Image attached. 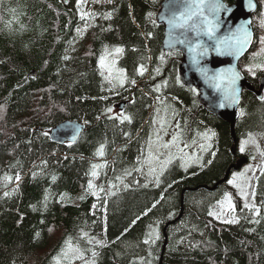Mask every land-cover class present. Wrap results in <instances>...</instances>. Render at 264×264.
<instances>
[{
  "label": "trees",
  "instance_id": "trees-1",
  "mask_svg": "<svg viewBox=\"0 0 264 264\" xmlns=\"http://www.w3.org/2000/svg\"><path fill=\"white\" fill-rule=\"evenodd\" d=\"M162 1L0 0V264H264V169L255 186L259 215L241 208L232 224L209 218L227 189L237 141L264 134V94L243 91L235 141L230 125L182 84V54L162 50ZM257 41L256 33L240 61L261 67L254 75L243 68L252 80L264 75L261 55L249 59ZM113 54L122 85L99 63ZM126 98L130 120L110 116L111 104ZM158 105L173 120V155L150 174L144 144ZM65 119L86 122V130L75 143L52 142L45 133ZM212 131L201 165L175 159L181 135L201 151L196 135L205 143ZM102 157L108 165L95 179ZM108 159L122 161L119 174L128 178L119 203L110 193L108 200ZM92 178L98 192L88 187Z\"/></svg>",
  "mask_w": 264,
  "mask_h": 264
},
{
  "label": "water",
  "instance_id": "water-1",
  "mask_svg": "<svg viewBox=\"0 0 264 264\" xmlns=\"http://www.w3.org/2000/svg\"><path fill=\"white\" fill-rule=\"evenodd\" d=\"M181 3L182 0H163L160 4L157 21L164 28L162 50L181 52L182 61L179 65V75L183 85L194 87L199 92V103L209 113L230 125L232 136L236 141L237 110L243 89L247 87L258 98L263 97L264 76L259 80V89L255 90L239 67L240 60L250 51L255 39L252 16L258 9V2L257 0H233L232 4L227 5L223 0H205V15L209 19L215 20L219 25L215 37L211 40L207 35L197 36L194 32H186L181 35L183 30H170L167 16L170 15L171 11L178 10ZM213 4H221L223 8L219 12H214L211 7ZM162 16L165 18L161 19ZM245 31L250 33L249 42L243 46L239 53H236V40L242 39ZM177 39H187L191 43H177ZM197 42H199L200 47L195 48V51H190V47H195ZM218 42H222L220 43V52L216 50ZM205 49H207L206 52ZM202 52L203 55H201ZM232 73L238 75V79L233 85L236 89L235 100L227 98V77ZM220 75H223L225 79H214ZM217 83L220 85L219 88L215 86ZM120 107L122 108L123 104ZM84 128L85 124L65 121L51 129L50 137L58 143L75 142ZM245 163L246 158H239L233 167L237 170ZM229 172L222 182L228 180Z\"/></svg>",
  "mask_w": 264,
  "mask_h": 264
},
{
  "label": "rangeland",
  "instance_id": "rangeland-1",
  "mask_svg": "<svg viewBox=\"0 0 264 264\" xmlns=\"http://www.w3.org/2000/svg\"><path fill=\"white\" fill-rule=\"evenodd\" d=\"M97 1H100V0H97ZM259 1H260L259 11L257 15L255 14L253 16L254 25L256 26V33L258 36V41H257V46L251 52L249 59L253 60L257 55H261L260 56V60L262 61L261 65H263V68H264V43H261L262 38H264V0H259ZM92 7L93 6L91 5L88 6V8L91 10H92ZM119 54L120 53H118V55ZM114 57H115V54H113L110 58H109V55L105 56L106 67L102 68V70L104 73V77L105 78L107 77L106 79H108L110 82H120L119 80L123 79V71L122 69L118 67L116 62L114 65H112V61H115ZM109 66H111L112 68L111 76H109V73H108ZM240 68H244L247 74L250 73L254 75L255 73L258 72V70L261 67L254 62H242L240 63ZM248 68L250 69L248 70ZM126 99H130V98H126ZM122 101L123 100L119 102L114 101L115 103L111 104L109 108L111 109V111H109L110 116H113V115L121 116L119 114V111L115 108V104H119ZM153 109L157 111L155 112L152 118L154 128L151 129V135H150L151 143H148L147 141H145V144H144L145 148H148L149 146L147 152H151L149 155L148 161H147V166L149 168L150 174L154 173L155 167H159L161 171H164L167 168L168 164H170V160L168 159H170L173 155V150L171 149L173 140L171 136L175 134V130L172 127L173 120H168L167 118H164V113H163V110L160 109V105L156 106L155 108L153 107ZM167 130H172V131L168 132ZM212 132H209L208 137L212 138ZM183 137L184 136L181 135L179 139V142L181 145L175 147V151L178 153L175 159H180L183 167L184 166L193 167V166L201 165L206 159L210 151V148H211V143L209 141V138H207L206 142L204 143L202 132L196 135L198 145L199 147H201V151L197 152L195 146H191L188 148L186 147L185 140ZM216 137H217V134H216ZM239 140H241V142H239V145H237L238 152L239 153L248 152L251 156V160L248 163L243 164V166L239 170L234 171L231 174L229 181H233V183L230 184L228 181L227 189L224 192V196L210 207L209 213H214V215H209V218L211 221H215V222L222 223V224H232V223H226L225 221L232 220L233 218L235 220L238 219L236 212H237V207L240 204H242L243 209H246L244 208L245 203H248L251 205L255 204L254 197L251 195V193L254 192L257 178L259 174L261 173V171L264 169V134L254 132L253 134H249L246 139H244L243 137V138H239ZM152 142H154V144ZM242 145H243V151L241 150ZM159 147L165 150L163 155H160V156L157 153L159 152ZM181 149L187 151V153L179 154V151ZM102 158L103 159L98 162L99 163L98 165L100 167L93 169V171L96 172V175L94 176L95 179H97L101 175L99 172V168H101L102 170H105V167L108 165L107 159H105L104 157ZM164 159H167V160L164 161ZM115 163L117 165L114 171ZM122 164H123L122 161H119L116 159L109 161L110 167L113 168L112 171L110 170L111 178L113 179H110L108 182V200H109V193H110L111 201L113 203H119L120 200L129 193L128 192L129 186L127 185L128 178H124L123 176L119 174ZM133 175L134 174L132 173V176ZM141 181L143 182V184H146L148 180L142 178ZM157 181L159 184L160 177L157 178ZM91 183L93 185L92 189L98 192V190H96V180L92 178ZM242 190L246 191L249 194L247 199H245L244 197L240 195V192ZM226 193L229 194L230 196L231 202L234 205V210L228 207V201L225 200ZM108 205H109V201H108ZM108 218H109V213L106 212L107 220H105L102 225H109L107 223ZM89 242L93 243V241H90V240Z\"/></svg>",
  "mask_w": 264,
  "mask_h": 264
},
{
  "label": "snow or ice",
  "instance_id": "snow-or-ice-1",
  "mask_svg": "<svg viewBox=\"0 0 264 264\" xmlns=\"http://www.w3.org/2000/svg\"><path fill=\"white\" fill-rule=\"evenodd\" d=\"M82 0H78V3H81ZM212 10L214 12H219L222 8L223 5L221 4H213L212 6ZM151 15V13L149 14ZM165 17H161V19H164ZM167 23L170 26V30L172 29H180L183 30L181 32V35H184L186 32H194L197 36L200 35H207L209 37V39H213L215 37V32L218 28V24L215 22V20L209 19L206 15H205V0H182V3L179 7L178 10H173L171 11L170 15L167 16ZM250 39V33H248L247 31L244 32V36L242 39H237L236 40V47H235V51L236 53H239L240 50H242L243 46L245 44H247L249 42ZM177 43H191L190 41H187V39H177L176 40ZM220 43L222 42H218L216 44V50L217 52H220ZM261 43H264V38H262ZM200 47L199 42H197V44L195 45V47H190V51H195V48ZM123 49L121 48H117L115 49V52L120 53L122 52ZM205 52L207 51V49L204 50ZM204 53L202 52L201 55H203ZM224 54V53H221ZM230 54V53H229ZM161 60H163V56H161ZM100 66L102 68H105V56H101L100 57ZM115 64V61H112V65ZM143 66H141L140 68V74H143ZM157 71H159L157 69ZM229 72H231V70H229ZM108 73L109 76H111L112 74V68L111 66L108 67ZM103 75V73H102ZM107 78V77H106ZM214 79L217 80H223L225 79V77L223 75L214 77ZM236 79H238V75L235 73H232L230 76L227 77L228 80V94H227V98L235 100V92L236 89L233 87V85H235ZM123 79L120 80V83L123 84ZM177 82L179 83V78H177ZM132 83H135V81H132ZM217 88L220 87L219 83H217L215 85ZM157 90H159V88H157ZM193 92H195V89H192ZM223 106V105H221ZM108 111H111V109H108ZM124 120H129L130 118L127 116L123 117ZM45 135H47V133H45ZM212 135H215V133H213ZM210 139V137H208ZM73 139H75V137H73ZM173 139L175 140L176 138L173 137ZM203 147V145H202ZM241 150L243 151V145L241 147ZM99 155H103V146H101V149L98 151ZM100 167L99 165H93V169ZM93 176L96 175V172L93 171L92 173ZM18 178V177H17ZM229 183H233V181H229ZM89 189L93 188V185L91 183V181L89 182L88 185ZM93 195H96L95 192L92 193ZM7 195V193H6ZM240 195L242 197H244L245 199H247L248 197V193L246 191H241ZM251 195L254 197L255 196V192H252ZM225 200L228 201V207L232 210H234V205L231 202L230 196L229 194H225ZM244 208L246 209H253L255 212V215H259L260 214V210L258 208H255L254 205L245 203L244 204ZM209 215H214V213H209ZM226 223H235L237 222L234 218L232 220H227L225 221ZM151 235V234H150ZM145 243H148V241L146 240ZM78 251V250H76ZM65 255H67V253H65ZM96 253H93V256H95Z\"/></svg>",
  "mask_w": 264,
  "mask_h": 264
},
{
  "label": "flooded vegetation",
  "instance_id": "flooded-vegetation-1",
  "mask_svg": "<svg viewBox=\"0 0 264 264\" xmlns=\"http://www.w3.org/2000/svg\"><path fill=\"white\" fill-rule=\"evenodd\" d=\"M245 75H246V78H247V81L249 82V84L251 85V86H253L254 87V89L255 90H258L259 89V80H260V78H261V76L260 77H258L257 78V80H252V78L250 77V76H248L246 73H245ZM264 76V75H263ZM244 91H247L248 89H247V87H245L244 89H243ZM250 91V90H249ZM264 91V90H263ZM252 92V91H251ZM253 93V92H252ZM253 95H255L254 93H253ZM256 96V95H255ZM237 153H238V151H237ZM241 157H244V158H246L247 159V162H249L251 159L249 158V156H246V155H244V154H242V153H239L238 154V157H236V161H235V164H236V162H237V160L239 159V158H241ZM246 162V163H247ZM234 164V165H235ZM243 166V165H242ZM239 170V169H238ZM234 171H237V170H235V168L234 167H232L231 169H230V174L231 173H233ZM242 207V204H240L239 206H238V209L239 208H241Z\"/></svg>",
  "mask_w": 264,
  "mask_h": 264
},
{
  "label": "bare ground",
  "instance_id": "bare-ground-1",
  "mask_svg": "<svg viewBox=\"0 0 264 264\" xmlns=\"http://www.w3.org/2000/svg\"><path fill=\"white\" fill-rule=\"evenodd\" d=\"M264 93V92H263ZM262 99V98H261ZM57 144H59V143H57ZM63 145V144H62ZM233 148V147H232ZM85 238V237H84Z\"/></svg>",
  "mask_w": 264,
  "mask_h": 264
}]
</instances>
